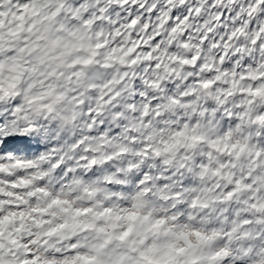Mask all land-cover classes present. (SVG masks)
<instances>
[{
  "label": "snow or ice",
  "instance_id": "obj_1",
  "mask_svg": "<svg viewBox=\"0 0 264 264\" xmlns=\"http://www.w3.org/2000/svg\"><path fill=\"white\" fill-rule=\"evenodd\" d=\"M0 264H264V0H0Z\"/></svg>",
  "mask_w": 264,
  "mask_h": 264
}]
</instances>
